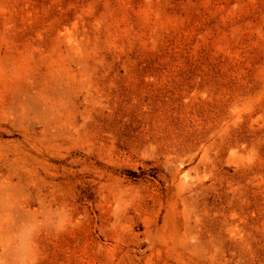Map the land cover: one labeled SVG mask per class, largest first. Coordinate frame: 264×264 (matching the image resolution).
<instances>
[{
	"label": "rangeland",
	"instance_id": "rangeland-1",
	"mask_svg": "<svg viewBox=\"0 0 264 264\" xmlns=\"http://www.w3.org/2000/svg\"><path fill=\"white\" fill-rule=\"evenodd\" d=\"M0 264H264V0H0Z\"/></svg>",
	"mask_w": 264,
	"mask_h": 264
}]
</instances>
